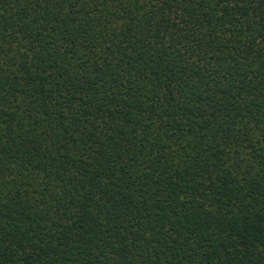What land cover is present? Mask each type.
<instances>
[{"label":"trees","instance_id":"1","mask_svg":"<svg viewBox=\"0 0 264 264\" xmlns=\"http://www.w3.org/2000/svg\"><path fill=\"white\" fill-rule=\"evenodd\" d=\"M0 264H264V0H0Z\"/></svg>","mask_w":264,"mask_h":264}]
</instances>
